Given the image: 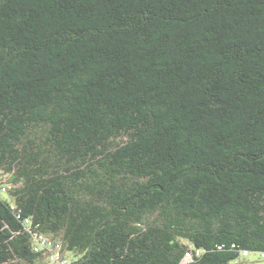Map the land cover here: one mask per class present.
Listing matches in <instances>:
<instances>
[{
	"label": "trees",
	"instance_id": "trees-1",
	"mask_svg": "<svg viewBox=\"0 0 264 264\" xmlns=\"http://www.w3.org/2000/svg\"><path fill=\"white\" fill-rule=\"evenodd\" d=\"M0 182V264L264 253V0H0Z\"/></svg>",
	"mask_w": 264,
	"mask_h": 264
},
{
	"label": "built area",
	"instance_id": "built-area-1",
	"mask_svg": "<svg viewBox=\"0 0 264 264\" xmlns=\"http://www.w3.org/2000/svg\"><path fill=\"white\" fill-rule=\"evenodd\" d=\"M7 186L0 182V193H5ZM48 249L49 250V264H68L63 254L58 248H52L49 239L43 236H35V251ZM191 257L189 253L186 254L185 259Z\"/></svg>",
	"mask_w": 264,
	"mask_h": 264
},
{
	"label": "rangeland",
	"instance_id": "rangeland-1",
	"mask_svg": "<svg viewBox=\"0 0 264 264\" xmlns=\"http://www.w3.org/2000/svg\"><path fill=\"white\" fill-rule=\"evenodd\" d=\"M2 199L10 201L7 195H3ZM65 258L71 260V256L65 253ZM234 264H264V253L259 252H249L241 253Z\"/></svg>",
	"mask_w": 264,
	"mask_h": 264
}]
</instances>
